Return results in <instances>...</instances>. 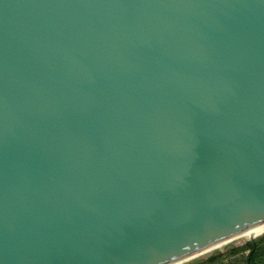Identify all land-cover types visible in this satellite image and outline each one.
Masks as SVG:
<instances>
[{"label": "water", "instance_id": "obj_1", "mask_svg": "<svg viewBox=\"0 0 264 264\" xmlns=\"http://www.w3.org/2000/svg\"><path fill=\"white\" fill-rule=\"evenodd\" d=\"M264 223V0H0V264H177Z\"/></svg>", "mask_w": 264, "mask_h": 264}, {"label": "trees", "instance_id": "obj_2", "mask_svg": "<svg viewBox=\"0 0 264 264\" xmlns=\"http://www.w3.org/2000/svg\"><path fill=\"white\" fill-rule=\"evenodd\" d=\"M193 264H264V234Z\"/></svg>", "mask_w": 264, "mask_h": 264}, {"label": "bare ground", "instance_id": "obj_3", "mask_svg": "<svg viewBox=\"0 0 264 264\" xmlns=\"http://www.w3.org/2000/svg\"><path fill=\"white\" fill-rule=\"evenodd\" d=\"M263 234H264V223L254 227L252 229H249V230H247V231H245V232H243V233H241L239 235H236V236L228 239L225 242H222V243H220V244H218L216 246H213V247H211V248H209V249H207V250H205V251H203V252H201V253H199V254L191 257V258L183 260V261H181V262H179L177 264H182V263L187 262V261H189V260H191L193 258H197V257L203 256V255H206V254H208V253H210V252H212V251H214L216 249H219V248L223 247L224 245H227V244H229L231 242H235V241H239V240H251V239L254 240V239L260 237Z\"/></svg>", "mask_w": 264, "mask_h": 264}, {"label": "rangeland", "instance_id": "obj_4", "mask_svg": "<svg viewBox=\"0 0 264 264\" xmlns=\"http://www.w3.org/2000/svg\"><path fill=\"white\" fill-rule=\"evenodd\" d=\"M252 240V239H251ZM246 241H249V240H239V241H235V242H231V243H229V244H227V245H224L223 247H221V248H219V249H216V250H214V251H212V252H210V253H208V254H206V255H203V256H200V257H197V258H193V259H191V260H189V261H187V262H184V263H182V264H193V263H195V262H197V261H200V260H204L205 258H207L208 256H210V255H212V254H216L217 252H224V251H226L228 248H230V247H233V246H235V247H237V246H241V245H243Z\"/></svg>", "mask_w": 264, "mask_h": 264}]
</instances>
